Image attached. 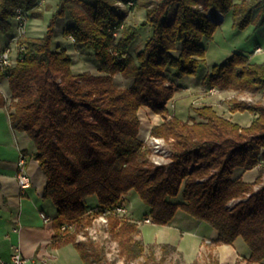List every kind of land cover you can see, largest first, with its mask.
<instances>
[{
    "label": "trees",
    "instance_id": "trees-1",
    "mask_svg": "<svg viewBox=\"0 0 264 264\" xmlns=\"http://www.w3.org/2000/svg\"><path fill=\"white\" fill-rule=\"evenodd\" d=\"M42 4L0 0V33L9 31L16 9L43 18L51 7ZM133 7L145 10L141 25L151 28L135 52L130 48L138 28L124 27ZM216 11L231 12L233 25L244 28L264 21V0H57L41 36L18 38L14 63L0 67V80L7 79L10 90L9 102L0 91V106H8L12 128L35 145L32 156L46 178L42 196L56 208L52 246L72 244L82 264H118L89 234L95 213L88 209L98 205L100 211H110L107 230L122 264H137L145 244L137 222L111 213L122 197L134 193L147 206L143 217L150 216L152 223L168 224L181 210L216 230L210 242L232 244L241 236L250 250L245 264L264 260V104L235 102L236 110L254 113L246 126L210 105L195 108L201 120L167 116L166 103L175 91L168 75H196L205 65L202 40L218 24L208 16ZM64 16L70 24L63 34L75 47L94 51L102 74L74 71L67 49L53 46L57 22ZM119 25L123 28L114 35ZM116 73L131 83L116 85ZM202 84L264 91V61H250L235 51L214 63ZM144 106L163 118L150 133L170 145L165 163L152 161L140 137ZM255 167L252 181L233 175L235 169ZM92 195L97 202L89 207L86 200ZM62 224L72 227L61 229ZM159 245L163 253L176 249Z\"/></svg>",
    "mask_w": 264,
    "mask_h": 264
},
{
    "label": "rangeland",
    "instance_id": "rangeland-1",
    "mask_svg": "<svg viewBox=\"0 0 264 264\" xmlns=\"http://www.w3.org/2000/svg\"><path fill=\"white\" fill-rule=\"evenodd\" d=\"M45 5H50V9H52L53 11L57 7V1L53 0L51 2H48L47 0H43L42 6ZM31 18L32 17L29 16V20ZM145 19V10L142 8L133 7L132 9L127 11L124 27L133 25L138 28V35L131 44V52H135L136 50L140 49L151 32V28L149 25H141V22ZM32 22L34 23V25L33 23L31 24L27 22V29L31 30L29 32H31L33 36H37L38 33H41L43 31L41 27L44 23L43 21L36 20H33ZM68 24H70V18L68 16H64L59 19L56 25L57 29L55 30L53 37V46L58 44L63 47L69 43V39L63 34L64 27H66ZM32 25L35 26V28L32 29ZM32 30L36 31L37 33H33ZM202 43L204 44L206 49V63L199 69L196 75H185L181 78L171 77L172 74L168 75L171 83L175 87V91L173 97L166 103V106L168 108L167 116L169 117L171 115H176L178 117H181L182 119H187L190 121L193 119L201 120V118L197 115L195 108L204 105H210L214 108L217 114L235 121L242 126L248 125L253 118L254 113L249 110H236L234 108V104L237 101H244L248 104H254L257 102H261L264 104V91H246L230 88L222 89L217 86L209 87L202 84V79L204 74L210 71V68L214 63L221 62L233 52L236 51L246 53L247 55H252L253 52H256L254 47L257 43L260 44L262 48H264V21H261L259 23L251 22L244 28H237L233 25L232 16H224V19L222 21H219L216 25L212 36L209 38H204L202 40ZM14 47V49H16L17 43ZM68 49L69 53L72 52L70 48ZM12 53L14 56L15 51H12ZM71 55L74 71H88L93 74H102V72L98 69L97 61L92 49L89 50L86 48H78L77 50H74ZM254 59H261V55H257ZM131 81L132 80L130 78H124L119 73H116L114 75V83L118 86H128ZM139 115L143 132H147L145 135V141L143 143L147 148L151 150L150 157L152 161L159 163H165L169 161L171 149L170 145L164 140V138V149L167 152L166 154L154 153L150 147V137L153 136L150 133V130L157 122L162 121L163 118L160 114L154 113L151 109L145 106L140 108ZM258 168L259 167H255L247 171L235 169L233 175L234 177L239 176L245 180L252 181L258 174ZM255 187L257 188L259 187V185H256ZM177 198L181 199L182 196L179 194ZM86 202L89 207L96 204V195L88 197ZM126 205L129 212L127 213V215H125V217L134 221L140 220V218L143 217L148 210L147 206L134 193H131L130 201L129 203H127L126 201ZM88 211L95 213L93 223L89 228V234L94 240H96L100 245L103 246L107 259H114L118 264H122V259L118 255L117 242L111 237L107 230V214L103 215V211H100L98 205L93 209H88ZM178 213L184 214V216H188L186 217L187 219L184 217V221H186L187 223H182L184 221H181L182 226H187L189 221H197L190 215H185L186 213L181 210H178ZM137 224L138 226H140L142 223ZM140 228L141 232L139 234V237L141 239V233L146 240H153L156 237V234H154L155 225L144 223L142 226H140ZM202 234L203 236L212 238L213 234H216V230L208 223L204 222L202 226ZM78 238L83 239V236L79 235ZM235 240L236 246L238 245V247H244L245 249L249 250V247L241 236L237 237ZM159 244H144V251L136 260L137 264H155L159 260L161 264H185L181 254L176 249L163 253ZM214 247V242H204V246L200 251L198 258L195 260L196 263L216 264L217 262V264H221L219 263V260L217 258L216 251H214ZM233 264H245V261L241 258H238V260ZM258 264H264V260L259 262Z\"/></svg>",
    "mask_w": 264,
    "mask_h": 264
},
{
    "label": "crops",
    "instance_id": "crops-1",
    "mask_svg": "<svg viewBox=\"0 0 264 264\" xmlns=\"http://www.w3.org/2000/svg\"><path fill=\"white\" fill-rule=\"evenodd\" d=\"M51 13L52 9L46 11L43 18L32 17L30 20L29 16L26 15V34L33 36L27 26L28 23L32 24V21L36 20L44 23L41 27L43 31L37 35L41 36L46 30ZM224 16L231 17L232 14L227 12ZM17 23L16 17L11 18L9 31L0 33V48L16 45L18 40ZM33 25L31 26L32 29L35 28ZM32 32L37 33L33 30ZM67 38L69 43L63 47L68 52V48L72 52L77 50L79 47L73 45L72 38ZM254 49L256 52H253L252 55L244 54L250 61H264V48L257 43ZM72 52L70 53L72 54ZM257 55H261V59L255 60ZM0 91L9 102L10 90L7 79L0 80ZM146 133L140 126V137L143 141H145ZM34 150L33 141L24 132L12 128L8 106H0V258L7 260L12 246H18L26 258L27 264H82L80 256L72 244L61 247L52 246V237L55 233L53 217L56 214V208L51 199L42 196L46 178L38 161L32 156ZM20 153L26 157V170L31 180L30 186L25 189L19 187L16 179L17 161ZM130 196L131 193L127 196V203L130 201ZM41 213L48 217L47 221L42 218ZM177 213L178 211L173 219L165 225L152 222L145 223L155 225L154 234L156 237L153 240L144 239L142 233L141 236L145 244L168 243L173 245L181 254L185 264H192L198 258L204 242L207 239H214L216 234H213L212 238L203 236L204 221L197 219L196 222L192 220L188 222L187 226H182V223H187L184 221V217L188 216ZM181 221L184 222L181 223ZM235 241L232 244H215L214 251H216L219 263L233 264L238 258L245 261L244 258L249 255L250 250L236 246Z\"/></svg>",
    "mask_w": 264,
    "mask_h": 264
},
{
    "label": "built area",
    "instance_id": "built-area-1",
    "mask_svg": "<svg viewBox=\"0 0 264 264\" xmlns=\"http://www.w3.org/2000/svg\"><path fill=\"white\" fill-rule=\"evenodd\" d=\"M118 4L122 7L127 6V4H124L122 2H118ZM128 4H132V1H129ZM208 16L210 17V19L216 22L222 21L224 18V15L221 11H216L215 15L209 12ZM15 17L18 20L17 30H18V38H19L21 35L25 34V31H26V14L22 10L16 9ZM121 28H122V25H119L118 27H114L113 28L114 35H117L119 29ZM12 51H15L14 56H13ZM16 54H17V49H14L13 46L8 45L4 47L2 52L0 53V67L3 68L6 66H11L15 61ZM150 147L154 153H160V154L167 153L166 150L164 149V140L161 137H157V136L150 137ZM155 163L161 164L159 162H155ZM16 179L21 189H25L30 186L31 180L26 170V157L23 153H20L19 159L17 161ZM126 201L127 200L124 197H122V203L116 206L113 209V212L111 213H115L119 216L125 217V215H127V213L129 212L126 207L127 206ZM102 213L103 215L109 214L110 211L104 210ZM41 216L45 221L48 220V217L44 213H41ZM136 222L139 224L141 223L143 224V223H151L152 221H151L150 216H145L141 218L140 220H136ZM71 227H72L71 225H65V224L61 225V229L71 228ZM206 241H210V240H206ZM0 264H27V260L22 254V251L20 250L18 246H12V250H11L9 258L7 260L0 258Z\"/></svg>",
    "mask_w": 264,
    "mask_h": 264
}]
</instances>
